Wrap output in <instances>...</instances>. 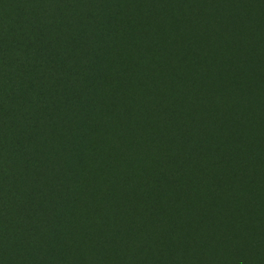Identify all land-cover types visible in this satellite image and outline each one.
I'll use <instances>...</instances> for the list:
<instances>
[{"label":"trees","instance_id":"16d2710c","mask_svg":"<svg viewBox=\"0 0 264 264\" xmlns=\"http://www.w3.org/2000/svg\"><path fill=\"white\" fill-rule=\"evenodd\" d=\"M234 4L231 37L261 44L264 0ZM204 7L213 1L0 0V264L220 262L232 221L243 264H264V169L243 163L234 193L216 171L227 155L190 176L205 133L191 109L157 96L150 71L154 58L172 66L170 49L157 54L166 35L195 59L208 53ZM188 62L179 84L202 80L204 64ZM245 110L264 143V106ZM124 207L119 226L105 222Z\"/></svg>","mask_w":264,"mask_h":264},{"label":"rangeland","instance_id":"374dc122","mask_svg":"<svg viewBox=\"0 0 264 264\" xmlns=\"http://www.w3.org/2000/svg\"><path fill=\"white\" fill-rule=\"evenodd\" d=\"M210 1H213V7H204L196 21L201 29L208 31L205 35L209 33L208 53L205 50L196 56L198 59H195L187 50L184 52L178 49V40L166 35L159 39L163 51L157 54L160 57L164 56L170 49L172 51V66L159 68L160 63L154 58L151 62L153 69L150 68V71L154 81L157 78L162 81L157 96L163 95L166 102L177 103L186 109H191L193 121H196L205 133L200 141L194 143L198 151L194 152L197 157H192L189 170L192 167L193 170H191L190 176L196 178V175L200 173L209 172L211 167L217 166L215 163L218 160H224L223 158L227 155V159L220 163L216 171L222 179L225 190L234 193L238 190L230 178L233 174L241 173L244 169L243 163L250 162L255 171L264 169V143L261 144L258 134L251 130L252 125L257 124V119L255 115L253 118H249V115L242 114V112L249 113L245 109H249V107L251 109L252 103L253 111L256 114L260 103L264 106V40L261 44H255L251 35H246L240 40L232 38L230 31L236 24L235 16L232 13L235 10L234 0H220L221 3H217L218 0ZM219 3L220 11L215 8ZM142 44L147 47L144 40ZM150 46L151 41L148 43V47ZM252 50L254 52L250 54ZM237 56L242 60H237L239 59ZM151 57H153L152 53ZM187 59L190 67L195 62L204 64L202 80L192 82L190 77L189 82L179 84L175 75L185 71L183 65L186 64L184 62ZM190 94H192L191 97ZM115 148L114 146L113 149ZM211 153L216 155H209ZM103 172V166H99L94 171V176ZM260 179L262 183L259 199L264 200V178ZM82 193L85 192L81 191ZM89 197H93L94 201L98 203L101 195L89 192ZM220 199L225 200V196L221 195ZM105 204L106 209H111L112 206L115 207L116 204H119V199H111ZM130 212V208L124 207L117 217L115 213L109 216L104 215L107 220L105 222L119 226L123 216ZM223 212L225 214L224 209ZM262 213L264 214V210ZM261 216L258 214L254 221L253 216L247 218V222L251 224L253 230ZM229 224L231 226H228L222 234L225 238H221L225 243L226 259L218 262L215 257L213 260H211L213 257H210L207 260L209 263L206 262V264L244 263L245 258L237 241L229 245L234 237L237 238L234 233L237 230L236 227H240V223L238 222L235 226L232 221Z\"/></svg>","mask_w":264,"mask_h":264}]
</instances>
